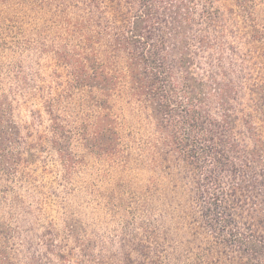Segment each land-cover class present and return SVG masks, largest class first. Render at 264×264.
I'll return each instance as SVG.
<instances>
[{
	"label": "rangeland",
	"instance_id": "374dc122",
	"mask_svg": "<svg viewBox=\"0 0 264 264\" xmlns=\"http://www.w3.org/2000/svg\"><path fill=\"white\" fill-rule=\"evenodd\" d=\"M115 2L121 7L120 0H0V264H240L221 235L199 224L201 175L181 159L154 163V125L133 103L129 116L124 81L99 104L98 83L91 94L73 80L75 65L89 75L120 70L116 51L106 49L124 18L113 17ZM191 5L195 32L209 38L208 48L191 39L192 70H217L223 59L235 109L246 106L244 90L264 53L249 38L250 24L264 31V0L247 1L253 22L233 0ZM206 9L216 15L210 24L201 19ZM242 114L234 127L241 140ZM224 169L225 187H237L242 222L249 221L260 189L237 184L251 170L238 173L232 161Z\"/></svg>",
	"mask_w": 264,
	"mask_h": 264
},
{
	"label": "trees",
	"instance_id": "16d2710c",
	"mask_svg": "<svg viewBox=\"0 0 264 264\" xmlns=\"http://www.w3.org/2000/svg\"><path fill=\"white\" fill-rule=\"evenodd\" d=\"M95 1L91 0L92 4ZM120 1L121 7L115 2L113 17L124 18L113 24L112 38L106 45V49L116 51L120 70L113 76L98 71L89 75L75 65L73 80L87 83L91 94L93 83H98L99 104H106L117 81L123 80L122 94L128 101L129 116L133 117L129 107L133 103L154 125V163L181 159L201 175L195 189L200 200L199 224L221 235L219 243L234 250V261L264 264V53L260 55L261 73L244 90L246 106L235 109V82L223 59L217 70L202 75L191 68V39L205 48L209 46L208 32H195L198 20L192 0ZM233 1L253 22L248 0ZM214 16L207 9L201 12V19L208 24ZM249 38L264 44V31L254 22L250 24ZM238 110L243 112L239 121L244 130L243 140L234 134ZM108 121L105 129L110 134L113 128ZM100 123L97 129L102 126ZM126 124L121 128L125 129ZM164 146L176 153L173 159L163 153ZM228 161H232L238 173L243 167L251 170L249 176L254 180L248 177L237 185L246 190L260 189L248 203L254 210L249 213L250 220L257 218L255 227L250 220L242 222L244 207L235 192L237 187H225L229 176L224 166Z\"/></svg>",
	"mask_w": 264,
	"mask_h": 264
}]
</instances>
